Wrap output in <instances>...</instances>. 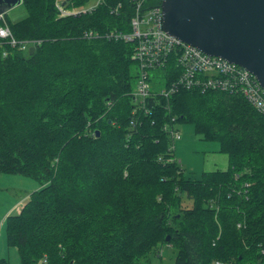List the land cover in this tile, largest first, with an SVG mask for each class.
Masks as SVG:
<instances>
[{"label":"trees","instance_id":"trees-1","mask_svg":"<svg viewBox=\"0 0 264 264\" xmlns=\"http://www.w3.org/2000/svg\"><path fill=\"white\" fill-rule=\"evenodd\" d=\"M121 1L59 17L57 4L87 0H21L22 19H0L34 48L0 40V175L39 184L5 218L7 246L19 264H148L163 247L173 264H264V113L238 90L178 86L172 56L150 70L163 90L138 96L150 71L134 43L109 38L129 31ZM176 122L218 144L228 167L186 175Z\"/></svg>","mask_w":264,"mask_h":264},{"label":"built area","instance_id":"built-area-1","mask_svg":"<svg viewBox=\"0 0 264 264\" xmlns=\"http://www.w3.org/2000/svg\"><path fill=\"white\" fill-rule=\"evenodd\" d=\"M106 0H87L86 6L81 10L64 9L62 4H57L61 16L78 14L91 11L105 3ZM162 0H128L131 16L129 31L123 34L111 33L109 38L120 39L124 42L134 43L133 58L139 62L141 69L153 70L163 67L171 58H174L176 66L182 71L178 86L187 89L193 87L199 90L222 89L238 90L246 100L258 111L264 113V91L256 79L246 70L230 64L221 58L203 54L196 48L181 43L178 39L166 33L163 29ZM124 6L118 0L112 7L118 10ZM2 15H0V19ZM0 40L7 41L11 46H19L25 50L27 44L17 43L8 28L0 27ZM146 73H142L137 84V95L146 97L149 86L145 81ZM172 91L175 86H171ZM171 90L164 92L166 95ZM172 139H178L177 133L171 134ZM218 264V263H217Z\"/></svg>","mask_w":264,"mask_h":264},{"label":"water","instance_id":"water-1","mask_svg":"<svg viewBox=\"0 0 264 264\" xmlns=\"http://www.w3.org/2000/svg\"><path fill=\"white\" fill-rule=\"evenodd\" d=\"M20 4L0 0V15ZM161 9L166 33L248 71L264 91V0H162Z\"/></svg>","mask_w":264,"mask_h":264},{"label":"rangeland","instance_id":"rangeland-1","mask_svg":"<svg viewBox=\"0 0 264 264\" xmlns=\"http://www.w3.org/2000/svg\"><path fill=\"white\" fill-rule=\"evenodd\" d=\"M24 16L25 11L21 5L5 13L6 19L10 22L18 21ZM135 85L136 80L133 88ZM149 87L154 92L163 90V79L159 71L149 72ZM173 130L179 135V138L174 140L173 154L186 175L198 178L203 172L226 169L227 157L217 152L218 144L200 140L189 124L176 122L173 124ZM38 188L39 184L30 178L0 175V259L7 260L9 264H19V258L16 250L6 244L5 218L18 213L22 203ZM160 253V256L151 254L148 257V264H173L174 252L171 248L163 247Z\"/></svg>","mask_w":264,"mask_h":264},{"label":"crops","instance_id":"crops-1","mask_svg":"<svg viewBox=\"0 0 264 264\" xmlns=\"http://www.w3.org/2000/svg\"><path fill=\"white\" fill-rule=\"evenodd\" d=\"M218 151V150H217ZM223 164H224V162H223ZM215 165V167H218V165H216V164H214ZM220 166H223V165H220ZM228 167V159L226 160V168Z\"/></svg>","mask_w":264,"mask_h":264},{"label":"bare ground","instance_id":"bare-ground-1","mask_svg":"<svg viewBox=\"0 0 264 264\" xmlns=\"http://www.w3.org/2000/svg\"><path fill=\"white\" fill-rule=\"evenodd\" d=\"M60 16H61V15H60V13H59V17H60ZM2 28H5V27H2ZM27 48H28V47H27ZM27 48H26V49H27ZM262 253H264V250H262ZM218 264H219V263H218Z\"/></svg>","mask_w":264,"mask_h":264}]
</instances>
